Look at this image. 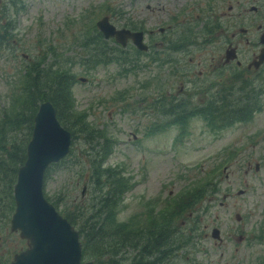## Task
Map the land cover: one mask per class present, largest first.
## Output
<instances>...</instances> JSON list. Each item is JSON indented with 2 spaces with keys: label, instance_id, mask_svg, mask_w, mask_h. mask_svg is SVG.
I'll return each instance as SVG.
<instances>
[{
  "label": "rangeland",
  "instance_id": "obj_1",
  "mask_svg": "<svg viewBox=\"0 0 264 264\" xmlns=\"http://www.w3.org/2000/svg\"><path fill=\"white\" fill-rule=\"evenodd\" d=\"M159 1L175 12L178 9L174 7L184 0H17V6L13 0H0V34L4 36L0 41V119L14 111L11 86L21 80L22 74L43 57L46 63L56 58L51 45L62 59L81 54L83 47L79 37L86 30L84 27L97 26V20L106 14L118 27L144 29V40L153 45L151 50L139 54L134 44L122 46L114 39H106L119 48V58L90 70L79 64L74 66L78 76L88 77L83 81L79 79L74 85L77 109H89L90 120L101 129L110 130L117 139L106 163H121L136 176V185L122 195L117 219L129 224L159 219L165 201L171 200H167L169 196L173 199L213 170L216 172L214 178L220 180V190L210 198V210L201 212L204 233L194 237L196 250L187 252L181 248L177 252L175 263L252 264L260 259L264 261V233L258 230L264 220V93L260 94L261 108L250 118L236 121L220 132L211 131L202 115L188 116L184 108L172 106L187 101L188 107L193 108L190 103L201 104L205 95L200 91L209 84L218 81L219 87L222 80L234 83L236 62L221 64L225 48L232 40V31L237 32V42H232L238 44L244 66L241 70H247V62L253 52L259 50L261 31L258 24L264 25V0H239V7L248 1L246 8L254 4L261 9L228 10L221 18L222 29H214L215 39L201 30V22L194 21V16L185 22L188 25L165 33L171 44L164 41L155 45L154 38L159 41L163 37L162 34L154 35L160 24L157 11L161 9L153 10L152 6H159ZM165 18L166 15L161 17ZM186 27L193 30L190 37L196 44L184 45L177 40ZM208 39L211 43L205 44ZM183 48L186 49L181 51ZM120 50L129 51L124 62L121 60L125 55ZM221 65L225 68L221 69ZM255 69L252 66L243 75L254 74ZM263 77L257 80L258 85L261 81L264 85ZM9 78L13 85L9 84ZM167 112L174 114L169 116ZM176 114L189 118L188 129L183 135H179L180 121L185 118L177 120ZM165 120L170 123L155 125ZM152 126H156L154 132ZM74 146L73 151L80 154L79 161L72 165L63 162L51 166L44 192L53 202L65 197L69 209L78 208L94 214L100 203L96 198V206L89 208L92 186L89 171L84 169L82 149L85 143L79 140ZM5 189V184L0 185V261L11 260L26 246L20 234L11 230L14 206L4 195ZM58 208L62 210V206ZM180 225L188 227L187 220H182ZM89 243L91 254L100 258L96 251L100 249H95L90 240Z\"/></svg>",
  "mask_w": 264,
  "mask_h": 264
},
{
  "label": "trees",
  "instance_id": "obj_2",
  "mask_svg": "<svg viewBox=\"0 0 264 264\" xmlns=\"http://www.w3.org/2000/svg\"><path fill=\"white\" fill-rule=\"evenodd\" d=\"M13 2L17 6V0ZM84 28L86 30L79 37V43L83 47L81 54L62 59L59 58L56 47L51 45L50 49L56 58L46 63V57H43L41 61L34 63L29 71L22 74L21 80H17L15 86H11L14 89L12 92L14 111L6 113L0 119V185L5 184L4 195L13 205V187L19 167L26 159V146L31 137L35 113L42 101L51 100L56 106L59 119L72 131L74 139L70 154L53 165H60L63 162L70 165L77 163L79 161L77 156L80 154L74 152V145L77 141L83 140L85 147L82 149V155L86 165L84 169L87 168L89 171L92 186L90 202L92 205L89 208L96 206V198L100 203L99 209L94 214H89L88 210L69 209L65 197H59L60 199L55 202L57 206H62V212L78 225L84 234L86 254L92 251L90 240L95 249H100L96 250L100 260H108L110 264L127 262L176 264L175 256L181 248H185L187 252L196 250L194 237L204 233L200 221L201 212L210 210L209 200L219 192L220 180L214 178L216 172L213 170L199 177L198 182H193L194 184L186 187L187 189L176 194L168 205L162 207L165 210L159 213V219H149L145 224L135 222L129 224L117 219L122 195L128 188L136 185L137 180H134L136 176L121 163L116 165L106 163L115 148V143L117 144V139L113 137V133H109L110 130L101 129L90 120L89 109H77L74 85L79 76L74 66L79 64L90 70L119 58L120 53L119 48L106 41L109 38L104 36L96 24ZM192 31L190 27H186L176 37L177 40L184 45L196 44L193 42L194 38L190 37ZM3 39L4 36L0 34V41ZM208 42L209 39L205 44ZM176 48L175 46L174 49ZM119 52L125 55L121 60L124 62L129 56L127 54L129 51ZM8 82L10 85L14 84L11 78ZM217 83L218 81L213 82L200 91L205 95L200 101L201 104L190 103L193 107L190 108L187 101H181L179 105L172 106L184 108L188 116L195 113L202 115L213 132H220L222 128H227L236 121H244L261 108V100L260 97L258 99L257 93L256 96L248 91L237 93L234 83L229 84L222 80L219 87ZM166 114L172 116L174 113ZM182 118L185 119L180 121L179 135L187 131L186 126L189 124L188 117L178 114L175 116L177 120ZM167 122L170 123L169 120H165L155 125L165 126ZM182 220H187L188 227L180 225ZM261 231L263 234L264 226ZM127 253L129 258L125 260L122 256ZM261 262L264 261L260 259L254 264H262Z\"/></svg>",
  "mask_w": 264,
  "mask_h": 264
},
{
  "label": "water",
  "instance_id": "obj_3",
  "mask_svg": "<svg viewBox=\"0 0 264 264\" xmlns=\"http://www.w3.org/2000/svg\"><path fill=\"white\" fill-rule=\"evenodd\" d=\"M98 25L107 37L116 36L123 43L132 37L140 47H147L143 41V31L118 29L109 22L108 16L100 19ZM45 124L48 126L45 127ZM71 143L72 133L60 122L55 105L50 100L41 102L34 116L27 158L19 168L14 188L16 210L12 228L20 229L21 235L27 237L30 244L26 250L17 253L10 264H95L91 260L81 262L79 231L44 193L46 168L51 162L65 157ZM214 230L219 232L218 228Z\"/></svg>",
  "mask_w": 264,
  "mask_h": 264
},
{
  "label": "flooded vegetation",
  "instance_id": "obj_4",
  "mask_svg": "<svg viewBox=\"0 0 264 264\" xmlns=\"http://www.w3.org/2000/svg\"><path fill=\"white\" fill-rule=\"evenodd\" d=\"M162 2L159 1V6L153 7L154 9H161L157 11L159 14V19H160V24L157 27V31H154L155 34H162L163 37L157 40V38H154L155 45L163 44L164 41H167V44L169 43V37L164 36L165 33L168 34V31L170 30H176L177 28L184 27L188 24L187 23L191 17L195 18L193 19L198 20L201 22V30H205L206 33H209V37L212 39H215L216 35L214 33V29H219L223 27L221 18L223 15H225L228 10L232 9H252V10H257L261 9L260 6L252 4L251 6L246 8V5L248 1L245 2V4H241L239 7L240 1L239 0H184L179 6L174 7L176 10L175 12H171V9L166 6V3L161 5ZM225 9V10H221ZM227 9V10H226ZM207 11L210 12V15L207 16ZM166 15L165 19H161L162 16ZM199 17V18H196ZM208 22V24H206ZM258 28L261 31V34L259 36V50L254 51L252 58L247 62L246 69L249 70L250 67L254 66L256 69V73L254 74H244L243 72H247V70H241L244 68L243 66V61L240 59L239 56V48L237 43H233V41L237 42V32L232 31L231 36L232 40L229 41L225 48V55L224 58L221 59L222 65L229 64L230 62L235 61L237 65L236 70L233 71V78L234 80V86L237 91L243 92V91H248L252 95L256 96V93L258 94V99L260 97L261 93H264V85L261 81V85L257 84V80H260V77L263 76V70H264V56L261 57V54H264V25L262 23L258 24ZM13 29V26H12ZM222 29V28H221ZM242 30H246L245 28H242ZM153 31V30H152ZM160 41L162 43H160ZM248 42H250V39H247ZM129 43H131L129 41ZM128 43V44H129ZM211 43V39H209V42ZM256 45V44H253ZM151 45L148 43V47L145 49H141L142 47H137V51L139 54H142L143 51H149L151 50ZM257 46V45H256ZM187 48V47H186ZM185 48V49H186ZM233 48V49H231ZM233 50V53H230L231 50ZM253 50V47L251 48ZM221 65V69H224L225 67ZM231 67V66H230ZM264 79V77H263ZM238 88V89H237ZM125 260L129 258L128 255H123L122 256ZM97 264H107L108 260L101 261L100 258L95 257L93 255L90 256V258ZM108 264H110L108 262ZM128 264V262H127Z\"/></svg>",
  "mask_w": 264,
  "mask_h": 264
},
{
  "label": "bare ground",
  "instance_id": "obj_5",
  "mask_svg": "<svg viewBox=\"0 0 264 264\" xmlns=\"http://www.w3.org/2000/svg\"><path fill=\"white\" fill-rule=\"evenodd\" d=\"M48 124H49V125H53V127H56L53 123H48ZM48 124H45V127H47ZM53 127H51V128L48 130L47 134L49 133V131H50Z\"/></svg>",
  "mask_w": 264,
  "mask_h": 264
}]
</instances>
